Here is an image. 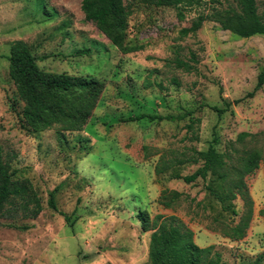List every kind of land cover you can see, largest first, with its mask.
<instances>
[{
    "label": "rangeland",
    "instance_id": "obj_1",
    "mask_svg": "<svg viewBox=\"0 0 264 264\" xmlns=\"http://www.w3.org/2000/svg\"><path fill=\"white\" fill-rule=\"evenodd\" d=\"M126 4L125 45L136 46L129 52L86 20L82 0H0V143L13 178L29 179L44 205L36 218L0 217V264H152L153 230L143 229L142 210L152 221L176 216L199 246H214L220 264H264V85L250 96L264 68V35L240 37L213 21L182 35L199 13L236 7V0H202L182 9L183 16L174 6ZM258 8L264 15V0ZM18 39L29 43L45 71L105 82L84 130L22 127L24 101L8 59ZM176 59L195 68L177 67ZM188 111L174 121H128ZM192 118L200 122L190 128ZM243 132L250 135L238 141ZM210 145L234 158L247 149L262 152L259 168L246 176L247 196L221 203L206 188L223 189L214 175L185 182L201 161L156 172ZM55 188L57 210L48 204ZM65 214L78 216L74 227ZM248 217L245 236L229 237Z\"/></svg>",
    "mask_w": 264,
    "mask_h": 264
},
{
    "label": "trees",
    "instance_id": "obj_2",
    "mask_svg": "<svg viewBox=\"0 0 264 264\" xmlns=\"http://www.w3.org/2000/svg\"><path fill=\"white\" fill-rule=\"evenodd\" d=\"M158 6H174L182 9L200 5L202 0H145ZM82 10L87 21L96 24L99 30L110 42L123 51L129 52L136 46L125 45L128 17L131 9L126 0H82ZM206 21L217 23L221 29L229 30L237 36L249 38L254 35H264V15L259 12L258 0H236V7L227 8L214 6L208 12H201L193 20L190 27L182 29V35L195 33L201 29ZM87 50V49H86ZM81 53L85 54V51ZM9 59V74L15 82L24 106L22 109V127L28 132H40L54 124H61L62 131L84 130L89 123L101 96L105 90V82L96 77L72 75L65 72L57 73L45 71L38 65V58L33 53L29 43L18 39L11 43ZM192 59L195 60L193 54ZM177 67L190 72L195 67L189 61L176 59ZM264 85V68L258 75L257 84L250 96ZM219 113L223 109H218ZM192 115L188 111L182 115H153L138 114L131 116L128 121L148 116L151 120L174 121ZM200 118L193 119L189 127L192 128ZM247 132L239 134L238 141H242ZM237 151V149H234ZM263 154L259 150H245L242 155L234 158L228 151L220 152L213 145L207 150H195L193 156L182 158L176 164H165L156 168L162 173L174 165L188 162H202L192 174L185 175L184 181L192 183L199 178L206 180L209 175L220 178L223 185L221 191L206 186L214 197L221 203L235 200L238 195H248L246 176L259 168ZM236 161V163L234 162ZM50 192L48 204L57 210L55 193ZM180 193L174 192L175 198ZM174 199V198H173ZM164 201L166 206L172 201ZM250 202V201H249ZM43 202L29 179H14L10 162L4 158L3 147L0 143V217L15 219L19 216L36 218L43 211ZM145 231L153 230L150 241V259L152 264H220L221 255L216 252L211 255L214 246L201 247L194 241L191 228L178 220L176 216L157 215L152 221L147 211L138 214ZM67 223L74 227L78 216L67 215ZM250 218H243L232 228L229 237L239 239L245 236Z\"/></svg>",
    "mask_w": 264,
    "mask_h": 264
}]
</instances>
